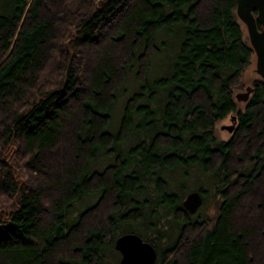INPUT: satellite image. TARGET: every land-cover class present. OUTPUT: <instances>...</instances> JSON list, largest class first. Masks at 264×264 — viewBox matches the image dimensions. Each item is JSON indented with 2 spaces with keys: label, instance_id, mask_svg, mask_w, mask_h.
I'll list each match as a JSON object with an SVG mask.
<instances>
[{
  "label": "trees",
  "instance_id": "1",
  "mask_svg": "<svg viewBox=\"0 0 264 264\" xmlns=\"http://www.w3.org/2000/svg\"><path fill=\"white\" fill-rule=\"evenodd\" d=\"M235 5L0 0V264H116L129 230L154 264H264V77L239 108Z\"/></svg>",
  "mask_w": 264,
  "mask_h": 264
},
{
  "label": "water",
  "instance_id": "2",
  "mask_svg": "<svg viewBox=\"0 0 264 264\" xmlns=\"http://www.w3.org/2000/svg\"><path fill=\"white\" fill-rule=\"evenodd\" d=\"M235 12L246 26L255 54V70L264 77V0H236ZM253 88V84L247 83L244 89L235 91L234 95L237 99L246 100ZM230 118V123L222 125L229 130L234 126L236 113H230ZM201 202L202 194L198 188L188 189L182 197V204L190 211L196 210ZM114 246L119 251L116 264H154L157 256L154 244L133 230L117 234Z\"/></svg>",
  "mask_w": 264,
  "mask_h": 264
},
{
  "label": "rangeland",
  "instance_id": "3",
  "mask_svg": "<svg viewBox=\"0 0 264 264\" xmlns=\"http://www.w3.org/2000/svg\"><path fill=\"white\" fill-rule=\"evenodd\" d=\"M242 25H243V32H244L245 38H247V40L249 41L247 29H246V26H245L243 21H242ZM259 76L260 75L255 70V54H253L250 63L246 66L244 73H243V85L240 87H236L233 91V94L235 93V91H237L239 89H244L245 84L251 83L253 78L259 77ZM128 89L130 90V87H128ZM123 97L121 96L120 100L118 99V102L116 103V106H115L117 109L120 108L121 102L123 101V99H122ZM234 98H235L237 106L239 108H243L247 99L246 100L245 99H237L235 97V95H234ZM230 113H232V112H230ZM230 122H231L230 114H227L224 117H222L216 121L215 129H216V134L219 137L228 138L232 134V132L235 128V125H236V121H235L234 126L231 130H229L227 127L222 126L223 124H227ZM11 154H12V151L10 149H8L6 152V156L10 158ZM199 210H200V213H202L203 215L206 214L207 216H210V217L214 216V214L216 212V207L214 205V198L209 199V197H208L205 201L201 202Z\"/></svg>",
  "mask_w": 264,
  "mask_h": 264
},
{
  "label": "flooded vegetation",
  "instance_id": "4",
  "mask_svg": "<svg viewBox=\"0 0 264 264\" xmlns=\"http://www.w3.org/2000/svg\"><path fill=\"white\" fill-rule=\"evenodd\" d=\"M255 14H256V11L254 10Z\"/></svg>",
  "mask_w": 264,
  "mask_h": 264
}]
</instances>
